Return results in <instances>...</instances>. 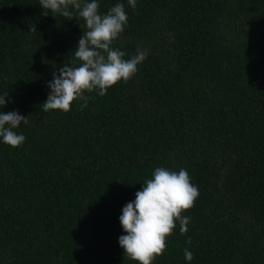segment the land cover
<instances>
[{
    "label": "trees",
    "instance_id": "1",
    "mask_svg": "<svg viewBox=\"0 0 264 264\" xmlns=\"http://www.w3.org/2000/svg\"><path fill=\"white\" fill-rule=\"evenodd\" d=\"M97 2L128 16L112 47L148 55L63 113L41 105L84 20L0 0V112L28 119L22 146L0 138V264H138L119 217L157 167L186 169L199 197L153 264H189L186 247L190 264H264V0Z\"/></svg>",
    "mask_w": 264,
    "mask_h": 264
},
{
    "label": "clouds",
    "instance_id": "2",
    "mask_svg": "<svg viewBox=\"0 0 264 264\" xmlns=\"http://www.w3.org/2000/svg\"><path fill=\"white\" fill-rule=\"evenodd\" d=\"M136 3L137 0H128L133 10ZM40 6L45 16L49 11L53 16L60 14L69 20L78 16L86 26L73 52V63L59 67L53 72L52 81L48 82L51 91L41 105L44 112L60 110L68 113L73 102L80 101H83L79 106L83 111L90 99L85 93L96 92L103 97L120 81L127 84L137 73V66L147 58V50L138 49L132 58L125 59L123 51L112 47L128 22L122 3H117L104 15L99 13L97 0H40ZM70 9H75L77 16ZM6 97L8 92L0 95V106L4 107L9 102ZM22 123L27 125L28 119L18 110L6 114L0 112V138L4 144L12 148L23 145L26 137L14 131ZM198 197V187L191 182L186 169L176 172L157 167L152 178L147 179L142 189L135 193V200L122 208L119 220L126 235H121L118 242L124 256L138 264H153L166 251L167 237L173 234L177 222L181 235L188 232L191 218L182 213L191 209ZM186 243L191 244V237ZM184 257L190 264L194 254L186 247Z\"/></svg>",
    "mask_w": 264,
    "mask_h": 264
}]
</instances>
